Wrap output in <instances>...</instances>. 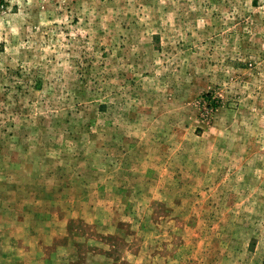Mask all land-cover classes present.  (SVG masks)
Wrapping results in <instances>:
<instances>
[{
	"label": "rangeland",
	"instance_id": "374dc122",
	"mask_svg": "<svg viewBox=\"0 0 264 264\" xmlns=\"http://www.w3.org/2000/svg\"><path fill=\"white\" fill-rule=\"evenodd\" d=\"M56 205V264H264V0H0V232Z\"/></svg>",
	"mask_w": 264,
	"mask_h": 264
},
{
	"label": "crops",
	"instance_id": "0c3cea01",
	"mask_svg": "<svg viewBox=\"0 0 264 264\" xmlns=\"http://www.w3.org/2000/svg\"><path fill=\"white\" fill-rule=\"evenodd\" d=\"M32 193L35 197L44 196L42 191L33 190ZM25 212L10 215L12 217L8 220L10 224L0 232V238L7 240L6 244L0 246V264H56V259L50 256L52 253H49V249L56 245V238L65 234L67 224L65 215L62 220L56 216L55 212H61L58 205L50 209L37 208L35 211ZM83 213L73 211L70 216L72 218L81 216L87 222L94 221L92 211ZM29 254L33 256L31 260L25 257Z\"/></svg>",
	"mask_w": 264,
	"mask_h": 264
}]
</instances>
